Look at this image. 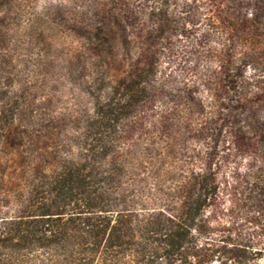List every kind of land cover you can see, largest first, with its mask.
Returning <instances> with one entry per match:
<instances>
[{"label": "trees", "instance_id": "obj_1", "mask_svg": "<svg viewBox=\"0 0 264 264\" xmlns=\"http://www.w3.org/2000/svg\"><path fill=\"white\" fill-rule=\"evenodd\" d=\"M34 2L0 0V61L16 29L46 17ZM132 39L121 42L129 47ZM155 70L145 60L115 77L110 97L97 98L79 129L39 109L25 86L3 91L11 88L3 81L10 75L0 76V264H215L212 245L198 237L219 195L218 166L209 156L215 147L208 143L201 167L184 169L177 141L143 147L148 143L138 145L130 129L140 121L139 104L159 91ZM217 115L205 127L211 139L226 121ZM257 134L264 149V132ZM245 175L248 189L264 197V165L256 160ZM229 244V256L217 264H262L264 247Z\"/></svg>", "mask_w": 264, "mask_h": 264}, {"label": "rangeland", "instance_id": "obj_2", "mask_svg": "<svg viewBox=\"0 0 264 264\" xmlns=\"http://www.w3.org/2000/svg\"><path fill=\"white\" fill-rule=\"evenodd\" d=\"M33 8L47 15L16 29L0 61L10 71H0L10 75L2 90L25 86L39 109L79 129L97 98L110 97L115 77L155 63L159 91L139 104L134 139L155 149L174 139L185 148L184 169L209 161L211 143L220 187L199 240L212 245L215 264L229 256L227 242L264 247V197L245 183L249 164L264 165L256 144L264 132V0H35ZM128 34L140 49L123 46ZM218 113L226 121L211 139L205 127Z\"/></svg>", "mask_w": 264, "mask_h": 264}]
</instances>
